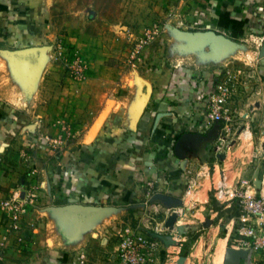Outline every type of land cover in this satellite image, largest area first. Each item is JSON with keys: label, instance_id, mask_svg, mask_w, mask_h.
<instances>
[{"label": "crops", "instance_id": "crops-1", "mask_svg": "<svg viewBox=\"0 0 264 264\" xmlns=\"http://www.w3.org/2000/svg\"><path fill=\"white\" fill-rule=\"evenodd\" d=\"M102 1L53 0L55 41L64 40L70 52L86 59L85 79L72 78L55 61L47 75L51 84L36 107L20 111L0 100V200L13 191L35 188L38 198L32 200L37 216L26 220H39L41 212L51 215L43 237L37 231L30 243L20 239L24 248L32 249L30 260L27 252L11 246L7 264H112L123 226L165 223L182 207L187 214L179 216V225L195 218L192 222L202 223L211 179L219 174L217 184L225 178L233 187L228 170L220 172L218 161L200 165L204 142L194 141L199 149L195 158L193 144L179 136L180 129L202 128L207 111L204 100L213 85L194 83L183 67H166L170 57L160 55L158 49L161 41L167 47L164 35L171 24L182 26L180 31L194 33L213 48L215 40L225 42L219 36L231 41V31L219 24L227 13L245 21L246 34L255 19L250 7L254 1L128 0L125 4V0H115L107 12L101 8ZM49 9L45 0H0V46L10 52L38 46L34 12L50 16ZM165 10L162 23L153 20ZM124 24L127 31L122 30ZM145 24L156 26L157 39L145 48L151 56L143 53V58L158 67L141 74L127 69L123 57L129 36L132 42ZM20 58L28 66V58ZM26 72L21 68V77ZM44 72L42 67L37 73L41 80ZM99 124L97 135L88 141ZM67 126L79 133L68 142ZM189 156L193 158L190 164L195 160L201 169H189ZM263 182L256 192L264 194ZM237 215L231 219L233 226ZM18 255L19 262L12 258Z\"/></svg>", "mask_w": 264, "mask_h": 264}, {"label": "rangeland", "instance_id": "rangeland-1", "mask_svg": "<svg viewBox=\"0 0 264 264\" xmlns=\"http://www.w3.org/2000/svg\"><path fill=\"white\" fill-rule=\"evenodd\" d=\"M45 1L50 4V16L43 12H34L36 17L33 20V25L40 33V44L38 46L28 45L22 48L21 52H18L20 48H14L10 52L6 47L0 46V100L9 102L20 111H28L32 106L36 107V103L40 101L39 97L44 95L45 87L51 84L47 75L50 73L49 68L56 61L55 3L53 0ZM83 1L87 3L89 0ZM112 1L115 3V0L102 1L103 12L110 9L109 4ZM253 1L254 3L252 2L250 7L254 8L255 19L246 34L231 37V41L215 40L213 43H216L217 47L213 48L210 42H201L203 40H199L194 33H185L180 31L184 29L182 26L171 24L164 35L167 47L164 49L161 41V47L158 50L160 55L164 53L170 57L169 63L165 64L166 67L177 70L181 67H183L182 70L185 68V72L189 74L186 75L194 83H197L198 80L204 81L211 87L213 85V91L214 89L216 91L215 86L219 83L229 82L233 85V92L226 103L225 120L214 122L208 117L206 118L210 100V95H208L207 100H204L207 111L201 120L202 128L198 125L184 130L180 129L179 136H183V139L193 144L191 151L195 158L199 155L195 154V151L198 153L199 149L197 146L195 147L194 141L204 142L200 149L203 151L200 165L205 161L211 165L214 161H218L220 172L223 169L228 170L227 177L232 188L240 187L241 183H244V187L255 191V189L261 188V182L264 181V0ZM126 3H129L128 0H125ZM144 3L146 2L144 1ZM59 6L62 8L63 4L60 3ZM52 14H54L53 18ZM165 15H167L166 10L163 15H160L161 17L155 16L153 20L162 23L166 19ZM145 25L144 30L135 32L137 35L132 42H130L132 38L129 36L128 50H130H127V54L123 57L127 69H135L141 74L149 70V67L154 70H157L158 67L155 64H150L147 57L139 61L132 56L136 42L145 38L147 34H151L152 40L157 39L155 36L156 26L154 28L151 27L152 25ZM122 30L127 31L126 24L122 26ZM220 34L223 33L220 32ZM1 41L2 39H0ZM58 41L67 46L64 40ZM131 45L133 46L131 47ZM66 48L68 49V47ZM144 53L151 56L150 52L147 54L148 48L144 50ZM21 56L28 58V66L22 64ZM41 66L45 71L43 80L37 75L41 71ZM21 68L27 70V75L24 77L20 75ZM207 71L209 74L204 75ZM99 128L100 124L92 129L88 141L94 139ZM244 130L251 131L249 138L241 136ZM65 133L67 142L76 139L79 135L73 131L71 126L65 128ZM222 153H225V158L220 157ZM205 156L207 159H204ZM188 158L190 170L195 172L194 166H197L196 170L198 167L201 169L199 164L195 165V160L193 164H190L193 158L191 159L190 156ZM217 177L220 179L221 176L218 174ZM217 177L211 179L209 202H206L205 217L202 223L192 222L196 218L192 221L189 220L188 223L184 222L182 223L183 231L170 230L161 225L159 233L156 235L158 246L153 252L152 259L145 264H264V251H255L243 245L237 230V220L234 221V226L231 224V219L238 213V205L231 197L232 193H228L224 198H218ZM189 185V189L193 188L192 184ZM14 194L22 203L18 222L12 219L11 211L2 206V201ZM37 198L38 194L35 188H29L26 192L13 191L0 200V264H7V253L11 246L16 248L17 252L20 250L27 252L30 260L32 249L24 248L25 242L20 239L26 238L30 243L35 232L38 231L37 235L47 232L46 221L51 216L50 214L41 212L39 220L34 222L26 220V218L37 216L33 206L35 201L32 200ZM176 212L179 213V216H184L187 214V208L183 209L182 207ZM42 217L45 219L41 220ZM159 222L161 223V221ZM154 226L155 223L152 221L125 225L121 230L124 231L129 227L155 233L152 230ZM163 235H171L172 239H166ZM12 258L17 262L21 259L19 255Z\"/></svg>", "mask_w": 264, "mask_h": 264}, {"label": "built area", "instance_id": "built-area-1", "mask_svg": "<svg viewBox=\"0 0 264 264\" xmlns=\"http://www.w3.org/2000/svg\"><path fill=\"white\" fill-rule=\"evenodd\" d=\"M151 40L152 36L149 33L135 44L132 56L136 60H143L144 50ZM55 60L62 63L74 79L82 80L88 75L86 59L79 53L70 52L61 41L55 43ZM215 88L216 91L214 89L210 94V100L208 99L207 117L214 122H219L225 120L226 103L231 92H233V85L229 82H223L217 84ZM244 185L241 183L240 187L230 189L227 180L224 178L217 185V196L221 199L226 197L228 193H232V197L238 205L237 230L242 244L255 251H264V194L244 187ZM2 206L11 211V217L15 222L20 220L19 213L22 210V203L17 199L16 194L3 200ZM161 225L166 227L164 222H155V226L152 227L155 233L138 228L131 229L128 227L124 231L120 229L118 249L112 264H145L151 260L153 252L158 246L156 235L159 233Z\"/></svg>", "mask_w": 264, "mask_h": 264}, {"label": "trees", "instance_id": "trees-1", "mask_svg": "<svg viewBox=\"0 0 264 264\" xmlns=\"http://www.w3.org/2000/svg\"><path fill=\"white\" fill-rule=\"evenodd\" d=\"M225 16L228 17L227 20H223ZM219 24L225 29H229L233 37H239L244 33L245 22L243 20L230 18L228 13L220 17Z\"/></svg>", "mask_w": 264, "mask_h": 264}, {"label": "water", "instance_id": "water-1", "mask_svg": "<svg viewBox=\"0 0 264 264\" xmlns=\"http://www.w3.org/2000/svg\"><path fill=\"white\" fill-rule=\"evenodd\" d=\"M221 39H225V40H227L225 37H221V36H219ZM220 157L221 158H225L226 157V155H225V153H222L221 155H220ZM178 219H179V213L178 212H176V211H174L173 213H171L168 217H167V219H166V221H165V226L167 227V228H169L170 230H174V229H178L179 231H183V225H178ZM160 236V235H159ZM160 237H162V236H160ZM163 237H165L166 239H169V240H171L172 239V236L171 235H163Z\"/></svg>", "mask_w": 264, "mask_h": 264}, {"label": "bare ground", "instance_id": "bare-ground-1", "mask_svg": "<svg viewBox=\"0 0 264 264\" xmlns=\"http://www.w3.org/2000/svg\"><path fill=\"white\" fill-rule=\"evenodd\" d=\"M224 41V40H223ZM228 41V40H225ZM243 133V134H242ZM241 134L245 136V138H249L251 136V131L246 130L244 132H242ZM179 225V224H178ZM181 225V224H180Z\"/></svg>", "mask_w": 264, "mask_h": 264}]
</instances>
